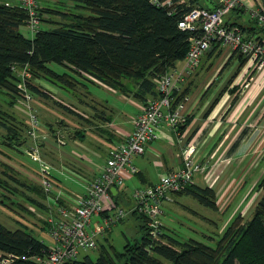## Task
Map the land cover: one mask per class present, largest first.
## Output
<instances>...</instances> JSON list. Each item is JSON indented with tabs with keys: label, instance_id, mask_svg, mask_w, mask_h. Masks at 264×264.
<instances>
[{
	"label": "trees",
	"instance_id": "trees-1",
	"mask_svg": "<svg viewBox=\"0 0 264 264\" xmlns=\"http://www.w3.org/2000/svg\"><path fill=\"white\" fill-rule=\"evenodd\" d=\"M14 1L0 0V94L6 96L9 106L26 103V96L31 99L33 96L54 99L42 87L23 83L20 73L25 68L32 79L70 90L71 94L77 86L87 88L88 84L100 83L145 106L158 96L160 76L176 68L177 62H182L188 52L192 34L179 29L178 22L193 8L200 7V0H171L170 6L154 5L151 0H65L66 7L51 9L48 6L39 8L36 0L38 20L52 27L39 28L29 39L19 32L21 26H26L28 14L17 0ZM158 1L161 3L166 0ZM209 1L211 6L205 3L206 9L213 10L215 0ZM262 5L264 13V0ZM231 12L242 15L245 10L236 7ZM42 14H46L48 19L41 18ZM55 17L59 20H53ZM225 25L238 27L247 36L264 40V27L258 26L251 18L248 24H242L236 20H226L225 17ZM218 47L219 44L212 45L211 53H215ZM233 55H237L238 67L207 113L215 107L222 94L237 90L229 89V86L247 57L238 53ZM50 64L60 66L66 72L60 74ZM188 91L187 87L179 93L175 92L174 104L180 102ZM55 104L85 120L72 107ZM91 108L94 110L96 107ZM103 115L104 112L100 111L93 118L109 123L110 115ZM86 121L89 120L86 118ZM189 121L186 116L184 125ZM0 127L5 129L0 141L2 146L16 151L23 146L24 132L28 133L29 126L12 114L0 111ZM98 129L110 135L100 126ZM179 130L182 131L183 127L179 126ZM51 132L55 137L53 129ZM75 135L80 141L85 137L82 131H77ZM3 176L5 178L0 177L1 203L7 199L5 192L23 195L17 188L10 187L9 183L45 198L38 186L21 183L7 172H3ZM257 189H264V179L258 183ZM121 192L112 196L116 205ZM173 196L191 197L205 208L217 211L216 196L210 188L191 184ZM38 207L42 206L39 204ZM130 213L138 221V240H126L122 251L115 250L111 245L108 248L101 246L95 260L85 255L68 264H165L162 260L169 264H264V194L255 204L251 218L248 220L240 214L233 217L220 231L213 248L193 239L180 242L163 233L159 235L160 238L153 240L149 236L144 216L136 211ZM46 250L47 246L30 233L22 229L10 230L0 223L1 252L41 255ZM14 264L33 263L19 260Z\"/></svg>",
	"mask_w": 264,
	"mask_h": 264
},
{
	"label": "built area",
	"instance_id": "built-area-1",
	"mask_svg": "<svg viewBox=\"0 0 264 264\" xmlns=\"http://www.w3.org/2000/svg\"><path fill=\"white\" fill-rule=\"evenodd\" d=\"M17 1L28 14L27 27L32 33L37 32L39 20L35 12L36 0ZM262 2L263 0H215L216 6L213 10L193 8L178 22L179 29L192 34L182 67L174 68L160 76L157 85L158 96L149 100L132 119L133 129L123 143L108 150L105 164L97 170L98 173L86 187L84 195L74 199L73 207L64 206L53 197L54 179L48 172V166L40 159L37 143L38 119L36 120L29 112L31 127L28 134L31 144L26 152L40 165V187L45 195L46 212L43 217L39 216V219L45 225L52 245L47 246L46 252L42 251L41 255H17L0 251V264H14L19 260L33 264H68L77 260L83 252L96 249L99 239L104 237L106 230L117 224L126 214L121 209L117 210L110 189L122 190L128 178L137 173L132 165L134 156L143 155L147 145L158 139L161 125L174 132L181 143L178 127L184 125L188 98L185 96L174 104V93L181 90L186 79L198 67L202 55L209 51L212 45L219 44L229 48L232 53L247 57L255 71H264V40H259L256 36H247L238 27L225 25V17L231 10L243 7L258 26L264 27ZM151 3L170 6L171 0L161 3L158 0H151ZM20 75L25 85L32 84V76L26 68ZM248 86L249 83H245V87ZM29 99L31 97L26 96V101ZM56 134L60 135L59 132ZM59 144L63 145V141H59ZM195 156V145L185 144L179 153L181 160L179 168L163 174L155 184L132 191L131 211L144 216L149 236L153 240L158 239L161 234L160 217L163 203L173 202V194L191 185L196 173L205 171V167L196 161ZM106 210L111 211L112 215L93 224V219Z\"/></svg>",
	"mask_w": 264,
	"mask_h": 264
},
{
	"label": "rangeland",
	"instance_id": "rangeland-1",
	"mask_svg": "<svg viewBox=\"0 0 264 264\" xmlns=\"http://www.w3.org/2000/svg\"><path fill=\"white\" fill-rule=\"evenodd\" d=\"M9 1L12 3L15 2L14 0ZM37 2L39 8H45L46 6L51 9L66 7L64 4V2H66L65 0H37ZM41 18L48 19L46 14H42ZM248 18L249 17L246 15L240 17V19L242 21L245 20V22L248 21ZM53 20H59V18L55 17ZM51 27V24L39 21V28L41 30L49 29ZM19 32L26 38L31 39L33 37L32 31L27 27V24L26 26H21ZM221 62L222 59L215 57L211 60L204 59L199 72L192 76L195 70L199 67L198 65L193 73L186 79L182 88L190 87V85H192L191 97L193 100L195 98L198 100L205 94L206 88L204 89V84L210 78L214 83L206 93L207 100H211L215 97L234 75L237 66L236 62L227 65L220 75H218V72L215 73V70L220 64L221 67L224 65ZM211 63H213V66L209 69L208 66ZM182 65V62H177L176 68L179 69ZM50 67L60 74L66 72L64 68L54 64H50ZM247 82L250 84L249 79L245 80V83ZM245 83L243 82L242 84L243 88H245ZM32 84L42 87L47 93L53 95L54 99L44 98L43 96H33L32 99H29L26 103L22 102L9 106L6 96L0 94V111L12 114L17 120L25 123L26 126H29V129L31 127V119L28 118L29 112H31L30 115L34 116L36 120L38 119L37 143L40 149L41 162L45 166H48V172L52 179H54L55 183L53 185L56 190H59L60 193L61 190L62 192L64 190L67 193L71 192L69 190L75 192V189H79V187L78 184H74L72 180L78 183H83L84 177L82 174L84 175L85 172L89 177V174L92 172L91 170H96L99 167H102L106 160L104 143L97 142V139L106 138V136L104 135L105 133L101 132L98 128L100 126L101 129L108 131L111 128V125L110 122H102L96 117L93 118L94 114L100 113L101 110L103 111L105 108L102 105L107 104L110 109L123 111V114L120 117V121L123 122L124 116L127 114H134L133 105H135V103L133 101L135 100L130 97V101L127 99L128 97L125 98L120 93L111 91L100 83H97L98 86L88 84L87 88L77 86L72 94L70 93V90L66 91L60 89L52 84L44 82L43 80L32 79ZM55 103H61L72 107V110L76 111L85 120L66 112ZM86 104L89 105V107L86 106ZM91 106H95V110H93ZM139 113L140 111H138L136 116ZM103 116L109 115L104 113ZM86 118L95 122L96 126L93 125L94 123L89 124L86 121ZM120 118L115 117L114 119L118 121ZM51 129L54 130L55 137H53ZM58 131L62 137L56 134ZM77 131H82L85 135L83 141L76 139L75 134ZM109 133L111 134V132ZM4 134L5 129L0 127V141H2L1 137ZM44 135H46V137H41ZM24 139L25 142L23 146L18 148L17 151L10 150L0 144V177L5 178L3 172H7L10 176L16 178L21 183L29 186H40V165L36 160L30 158L26 152L28 146L31 144V138L26 132H24ZM59 141H63V145L59 144ZM184 145L185 144H183V146ZM241 171H243V169ZM254 175L253 172L250 173L247 177V181H250V179L253 180L252 177ZM134 182L139 185V181L136 178L134 179ZM129 183L130 182H125L128 191H126L125 195H120L117 204V210L121 209L126 213L123 220L106 230L104 237L99 239L97 248L83 252L79 257L80 259L85 255H88L92 260H95L100 254L99 249L101 246L108 248V245H111L115 250L122 251L126 240L134 242L140 238L138 221L130 213L133 208V201L131 199L132 186ZM9 184L10 187L17 188L19 193L23 191L24 194H30L25 189L14 186L13 183ZM62 194L65 196L64 192ZM4 195L7 199H5L4 203L0 202V223L10 230L22 229L33 235L37 240L43 242L46 246H51L52 241L50 236L44 230L42 220L39 219V216L43 217L45 215L46 210L45 212H39L40 209L33 204L28 203L22 195H11L6 192ZM30 195L34 196L33 194ZM43 200L45 202V198ZM161 210V233L175 238L180 242L193 239L209 247H215L226 216L221 217L219 213L205 208L195 199L188 196H174L173 202L165 203ZM251 214L252 211H250L248 215L246 214L245 218L249 220ZM110 215L112 214L110 213ZM208 219H212L217 226L209 225L206 222ZM162 261L165 264H169L167 261Z\"/></svg>",
	"mask_w": 264,
	"mask_h": 264
},
{
	"label": "crops",
	"instance_id": "crops-1",
	"mask_svg": "<svg viewBox=\"0 0 264 264\" xmlns=\"http://www.w3.org/2000/svg\"><path fill=\"white\" fill-rule=\"evenodd\" d=\"M205 3L211 6L209 0H206ZM243 9L245 10V8ZM239 15L248 16L246 10L242 15L231 12L226 20H236L242 24H248V21H242ZM213 57L222 59L221 63L224 64L222 67L220 64L215 70L218 75L232 62H236V69L238 67L237 55H233L226 46L219 45L215 53H211L210 49L202 55L199 67L192 76L199 72L204 59L211 60ZM212 66L213 63L209 64L208 68L210 69ZM246 79L250 80V84L247 88L245 86L243 88L242 84L245 83ZM213 83L211 78L206 81L204 84L205 94L198 100L197 98L193 100L191 97L192 85L188 86L186 113L190 121L182 126V131L179 130L181 143L177 141L174 132L161 125L158 139L147 145L143 155L135 156L132 159V165L136 168L137 173L128 178L127 182H130L129 184L132 186L131 191L157 183L163 174L180 167L179 153L181 147L183 144L192 143L196 147V161L205 167L204 173L199 172L193 176L192 184L200 188L207 187L214 190L217 204V211L215 212L219 213L221 217L226 216L221 227L222 231L233 216L240 214L245 218L246 214L248 215L250 211H253L258 199L264 194V189H257L258 183L264 179V71H255L252 62L247 58L229 86V89L237 88V90L234 93L225 92L222 94L215 107L207 113L211 103L225 87L211 100H207L206 93ZM183 88L185 89V87ZM183 88L181 87L180 91ZM133 102L135 103L133 105L134 114L128 115L124 112L127 115L123 117V122L120 121L123 111L110 109L107 104L102 105L105 108L103 112L111 116V128L107 129L108 132H111L110 135L107 134L110 137L104 134L106 138L97 139L98 143H104L106 156L109 148L122 144L126 136L132 131L131 121L142 108V104L137 101ZM229 108L230 111L228 112ZM115 117L120 119L116 121ZM87 122L89 124L94 123L93 125L96 126L92 120ZM98 169H92L89 177L84 172V175L82 174L83 183L72 180L79 187V189H75V192L69 190L71 192L67 193L63 190L65 195L63 196L62 190L60 193L54 187L53 197H56L54 199L64 206L73 207L74 199L84 195L86 187L91 184L98 173ZM242 169L243 171H241ZM252 172L255 174L252 177L253 180L247 181L248 175ZM135 178L139 181V185L134 182ZM38 187L40 188V186ZM25 190L34 196L28 193L24 194L22 191L23 198L39 208V212H45L44 198L32 191ZM126 191H128V187L125 184L121 193L125 195ZM117 193L118 191L111 192L112 196ZM39 204L42 207H38ZM110 213L111 211H104L100 216L93 219V224L110 216ZM206 222L209 225L217 226L212 219H208ZM43 228L47 232L44 225Z\"/></svg>",
	"mask_w": 264,
	"mask_h": 264
},
{
	"label": "water",
	"instance_id": "water-1",
	"mask_svg": "<svg viewBox=\"0 0 264 264\" xmlns=\"http://www.w3.org/2000/svg\"><path fill=\"white\" fill-rule=\"evenodd\" d=\"M205 1H206V0H200V1H199V6H200V8H206V6H205ZM110 192L115 193L116 190H115L114 188H112V189H110Z\"/></svg>",
	"mask_w": 264,
	"mask_h": 264
}]
</instances>
